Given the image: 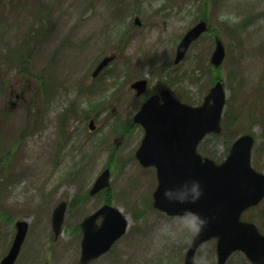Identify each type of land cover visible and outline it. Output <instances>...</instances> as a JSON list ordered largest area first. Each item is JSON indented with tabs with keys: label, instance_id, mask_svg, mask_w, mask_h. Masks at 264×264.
Wrapping results in <instances>:
<instances>
[{
	"label": "rangeland",
	"instance_id": "1",
	"mask_svg": "<svg viewBox=\"0 0 264 264\" xmlns=\"http://www.w3.org/2000/svg\"><path fill=\"white\" fill-rule=\"evenodd\" d=\"M172 1L173 5L169 0H0V66L4 70L0 77L9 72V81L0 79V113L7 117L6 107L12 112L4 130L12 144L3 141L5 149L0 150V262L10 249L16 222L25 220L30 229L16 264H78L80 223L110 203L128 217L129 229L110 252L91 264H185L196 233H186L178 217L153 207L155 170L142 168L135 158L141 132H131L129 123L141 100L130 92L127 98L121 96L131 80L154 81L165 54L202 16L213 33L191 47L181 67L188 78H182L177 92L188 103L200 105L214 82L222 79L227 94L225 131L206 138L201 152L221 163L234 138L251 134L256 138L252 165L264 173V0ZM135 16L142 19V26L132 25ZM129 30L133 37L126 43L127 54L135 63L126 65L117 48L126 42ZM216 35L228 52L220 70L210 65ZM115 51L119 57L107 73L100 80L91 79L94 64ZM146 58L154 61L147 65ZM10 59L12 70H8ZM22 66L24 71L18 74ZM111 77L118 82L120 101H112L108 108L100 100L109 91ZM19 95L32 99L31 105L37 107L26 136L21 133L28 115ZM74 106L93 116L90 106L105 111L92 117L96 130H89L91 119L76 117L71 131L62 129V135L61 113ZM105 168L112 171L111 187L92 197L90 189ZM63 200L69 207L61 244L52 249V213ZM243 219L264 234V201L244 213ZM166 224L174 235L165 232ZM202 258L217 264L216 241L199 248L194 264H202ZM227 264L252 263L236 252Z\"/></svg>",
	"mask_w": 264,
	"mask_h": 264
},
{
	"label": "water",
	"instance_id": "2",
	"mask_svg": "<svg viewBox=\"0 0 264 264\" xmlns=\"http://www.w3.org/2000/svg\"><path fill=\"white\" fill-rule=\"evenodd\" d=\"M139 20H137L138 22ZM139 23V22H138ZM208 29L201 21L184 37L178 47L176 63L182 60L190 45ZM226 49L217 41L211 58L215 66L222 65ZM115 57L105 58L96 70L102 71ZM94 74V76L96 75ZM141 95L146 90V81L133 85ZM164 103L158 97L150 98L136 116L146 130L137 157L145 167L155 166L159 185L154 193V206L170 216L181 215L191 208L208 218L203 230L198 232L186 253L185 264H194L198 248L211 239H217L218 264H226L235 251H242L252 264H264V235L257 226L241 220L244 211L258 205L264 198V174L251 164L255 139L251 135L239 137L232 145L227 159L222 164L197 153L200 141L209 133L219 134L226 102L222 82H218L205 98L203 105L190 106L175 99L169 92L163 93ZM94 129L93 122L90 125ZM110 170L107 169L95 182L91 195L108 188ZM197 179L203 194L195 203L180 204L163 197L166 188H177L184 181ZM67 203H60L53 213V229L58 236L64 222ZM102 216L101 225L97 219ZM17 235L1 264H15L28 233L26 222L17 223ZM82 264L106 253L127 231L128 220L121 211L111 206L102 207L82 224Z\"/></svg>",
	"mask_w": 264,
	"mask_h": 264
},
{
	"label": "flooded vegetation",
	"instance_id": "3",
	"mask_svg": "<svg viewBox=\"0 0 264 264\" xmlns=\"http://www.w3.org/2000/svg\"><path fill=\"white\" fill-rule=\"evenodd\" d=\"M132 37H133V35H131L128 39H127V41H126V43L128 42V41H132L131 39H132ZM181 40V39H180ZM215 40H216V38H215ZM215 40H214V42H215ZM180 42V41H179ZM178 42V43H179ZM177 46H178V44L177 45H175L174 44V47L172 48V51L170 52V54L169 55H166L165 54V56L163 57V61L160 63V64H158V66L159 67H157L158 68V72H160V70L162 69L163 70V76H165V77H163V79H159V77H158V72L156 71V73L154 74V76H155V80L154 81H152L150 78H148V77H146V78H144V77H142V78H136L135 80H133L132 82L130 81V83L128 84V88H127V90H126V94L124 95V94H122V96H121V98H124V96H126V98H127V96H128V92H130V96H135V98L136 99H139V100H141V103H140V106H139V109H140V107L143 105V103L147 100V99H149L150 97H152V96H161V94H162V92L164 91V90H167V91H169L175 98H177V99H179L180 101H182V102H184V103H187V101L181 96V95H179V93L177 92V89L179 88V87H181L182 85H183V83H182V78H183V80H186V78H188V75H187V72H184V71H182L181 70V67H182V65H183V63H184V61L186 60V58H187V56L185 57V59L182 61V62H180V64H176L175 63V58H176V51H177ZM129 44H125L124 46H123V50H122V52H123V54H124V57H123V59H124V62H125V64L127 65V64H129L130 63V59L128 58V54H127V52H128V49H129ZM125 50H126V53H125ZM132 51V50H131ZM160 52V51H159ZM155 56H158V55H155ZM142 57H144V56H142ZM141 57V58H142ZM147 59V65H150L151 64V62H153L154 60H150L149 58H146ZM107 73V72H106ZM177 74H179V79H177ZM112 75V74H111ZM111 79H112V77L110 78V79H108L109 81H111ZM94 80H97V78L96 79H94ZM140 80H147V91H146V93L143 95V96H136V92L134 91V90H132L131 89V85L134 83V82H136V81H140ZM179 80V81H178ZM184 91H185V93H189V87H187V86H185L184 87ZM125 101L127 100V99H124ZM124 101V102H125ZM163 101H162V99H160V103H162ZM138 109V110H139ZM138 110L135 112V113H133L132 115V118H131V121L129 122L130 123V125H132L133 126V128L132 127H130V128H132L133 130H131V132H135V131H139V132H141V138H140V143L139 144H141V142H142V139H143V137H144V135H145V131H144V129H143V127L141 126V125H139V124H136L135 122H134V115L138 112ZM131 115V114H130ZM130 132V133H131ZM127 136H129V134L127 135ZM125 137L123 136V137H121V139L123 140ZM81 225H82V223H80V229L77 231V234H76V236L80 239L81 238V240H82V237H83V230H82V227H81ZM15 234H16V231H15ZM62 234V233H61ZM61 234H60V236L58 237V238H56L55 236H54V243L52 244H50L51 245V247H52V249H54L55 248V246L56 245H60L61 244V242H59L58 243V241L60 240V238H61ZM14 237H15V235H14ZM74 238V235L71 237V239H73ZM14 239V238H13ZM79 247H80V245H79ZM80 254H81V250H80ZM79 261H80V258H79ZM79 263V262H78Z\"/></svg>",
	"mask_w": 264,
	"mask_h": 264
},
{
	"label": "clouds",
	"instance_id": "4",
	"mask_svg": "<svg viewBox=\"0 0 264 264\" xmlns=\"http://www.w3.org/2000/svg\"><path fill=\"white\" fill-rule=\"evenodd\" d=\"M203 194L201 183L197 179L186 180L177 188H166L163 192V197L168 201L178 202L180 204L195 203ZM177 223L182 229L189 234L198 233L208 223V218L202 216L191 208H185L182 214L178 217ZM165 232L169 235H174L173 230L166 224ZM202 264H207L202 258Z\"/></svg>",
	"mask_w": 264,
	"mask_h": 264
},
{
	"label": "trees",
	"instance_id": "5",
	"mask_svg": "<svg viewBox=\"0 0 264 264\" xmlns=\"http://www.w3.org/2000/svg\"><path fill=\"white\" fill-rule=\"evenodd\" d=\"M208 3V2H207ZM205 4V5H208V4ZM24 105V107H25V111H27V115H28V117H27V122H28V124L26 123V128L23 130V132L21 133V136H26V135H28L29 133H31V120H32V118H33V116H32V114H35L36 113V111H37V107H34V105L32 106L30 103H27V102H25V104H23ZM70 107V106H69ZM8 109H6L5 111H6V113L8 114V111H7ZM73 111H75V109H73V108H68V110L66 111V112H62L61 113V117H62V124H61V126H60V129L62 130H66L67 131V128H65V124L67 123V119L69 118V116L73 113ZM82 117H84V116H82ZM3 126V121H0V128ZM62 132V135H63V131H61ZM5 149V147L4 146H0V150H4Z\"/></svg>",
	"mask_w": 264,
	"mask_h": 264
}]
</instances>
